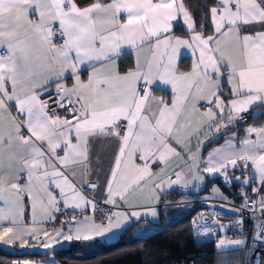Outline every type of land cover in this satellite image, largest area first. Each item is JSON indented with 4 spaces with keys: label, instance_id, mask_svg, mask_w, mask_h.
Listing matches in <instances>:
<instances>
[{
    "label": "snow or ice",
    "instance_id": "6c2138e0",
    "mask_svg": "<svg viewBox=\"0 0 264 264\" xmlns=\"http://www.w3.org/2000/svg\"><path fill=\"white\" fill-rule=\"evenodd\" d=\"M203 9L198 23L185 0H0V243L32 247L42 236L40 247L51 249L61 238L114 234L142 216L131 211L137 196L155 204L181 183V165L168 168L182 153L193 180L228 179L232 168L251 171L244 185L258 178L264 187V124L244 127V137L233 133L206 160L199 154V136L264 115V0H215ZM178 25L186 38L176 35ZM101 174V202L129 210L101 209L104 222L96 223L97 204L81 189H97L89 177ZM257 203L264 213V197L251 207ZM62 207L90 208L93 216L72 217L68 234H52L44 224ZM256 227L253 239L264 242V221ZM226 244L246 241L221 239L218 247Z\"/></svg>",
    "mask_w": 264,
    "mask_h": 264
},
{
    "label": "crops",
    "instance_id": "0c3cea01",
    "mask_svg": "<svg viewBox=\"0 0 264 264\" xmlns=\"http://www.w3.org/2000/svg\"><path fill=\"white\" fill-rule=\"evenodd\" d=\"M185 4H186V0H185ZM177 28H181L183 31H185L183 26L178 25L175 29V32H176V35L186 38L187 32L186 31L179 32L177 31ZM208 34H210V32ZM131 63H132V56L131 54H129L128 58L123 60L122 65L123 64L131 65ZM189 63H190V56H185L182 61V66H187ZM85 75L86 73H82V76H85ZM68 83L71 84V81H68ZM224 91L225 92L228 91L227 85L224 86ZM154 94L157 96H164L166 98L170 93L164 89H154ZM256 111L259 112L260 109H256ZM261 124H264V115H260L259 118L257 119L250 118L245 124H241L238 122L235 126L229 125V128L227 130H222L220 133L213 134L211 131H208L204 135L199 136V140L204 141L202 147L200 148V152H199L201 159L206 160L208 153L212 152L213 149L215 148L221 147L225 143V138L232 136L233 133H235L237 137H244L246 135V133L243 130L244 127L259 126ZM252 138L255 139V134H253ZM196 144H197V140L196 138H193L190 144V150L192 152L197 151ZM112 148L113 146H108L103 149L102 159L106 158L111 153ZM181 156H182V159L178 158V159L173 160L172 164L168 168V171L170 172L172 168L176 167V165H181L184 172L186 173L181 183L178 185H173L172 188L165 189L160 194V201L155 204H149L147 201L137 196L133 202L140 206L136 208H132L131 211H140L142 213V216L138 220L136 219L132 220L129 224L125 225V227H123L122 229L116 230L114 234H108L104 237H97L93 240H75V239L64 240L61 238L60 242L57 244H54L53 248L51 249H45V248L40 247V243L43 242L42 236L40 238V241L36 242L34 246L32 247L20 248L19 245L9 246V245H4L3 243H0V246L8 248V249H13L16 251L44 252L45 253V252H49L57 248L69 247L76 242H84V243L111 242V241H114L120 238L124 234V232L128 229L131 230L132 235L144 236V235L151 233L152 231L156 230L159 227L158 225H156V223H159L160 221L169 223V222L175 221L176 219L190 212L193 209L195 202L197 200L215 199V198L204 197V192H212L215 186L219 187L222 193V195L218 196V198H221V200H226L228 198L227 191L223 188L222 184L216 181L217 178L224 177L223 173H217V174L200 173L201 175L204 176V179L202 181L193 180L192 174L188 172V167L192 164V161L184 153H182ZM104 167L106 168L107 164H105ZM201 167H203V165H201ZM177 170L179 171L180 169H177ZM228 173H229V169H227V174ZM89 179L97 181L98 188L95 189L94 193L91 196H87L82 192L83 195L86 196L90 200H94L96 203L106 199V192H104V179H105L104 175L103 174L99 176L93 175L89 177ZM173 179H175V177H173ZM185 182H187V186H184ZM169 194H172L178 197L177 198H172V197L166 198V195H169ZM152 207H154L157 211V216L155 217H153L149 212V209ZM68 210L76 212V213L92 211L90 208H86V209L68 208ZM128 210L129 209L124 208L123 206L116 209V211H128ZM57 215L58 213H55L56 217ZM86 216H93V215H83L77 218L76 220L83 221L84 217ZM23 219L25 223L27 224L31 223L30 215L27 209L25 210ZM95 222L102 223L96 217H95ZM45 224H44V227H45ZM48 230L50 231V233L54 234L55 230H59V229H48ZM63 231L65 234L69 233V231H66V230H63ZM193 233H194V229H193ZM195 239L197 242H207L206 240H203L197 236H195ZM237 239H241V238H237ZM232 240H235V239H232ZM219 241L215 249H216L217 255H219L220 257V263L222 259H227L229 264H242V253H241L242 246L226 244L224 245L223 249H221L220 247H218ZM29 243L32 244L33 242L30 240ZM96 247H98V245ZM221 253H223V256L221 255ZM23 260L25 259H21V260L17 259V260H14L11 264H14V262L16 261H23ZM41 260L45 261L47 259H37L36 260L32 258V261H36L34 262V264H45V263H40ZM184 264H188V263H184Z\"/></svg>",
    "mask_w": 264,
    "mask_h": 264
},
{
    "label": "trees",
    "instance_id": "16d2710c",
    "mask_svg": "<svg viewBox=\"0 0 264 264\" xmlns=\"http://www.w3.org/2000/svg\"><path fill=\"white\" fill-rule=\"evenodd\" d=\"M213 5L215 0H186L192 15L199 23L203 5ZM179 32H185L177 28ZM210 32V29H209ZM125 64L122 65V68ZM223 188L227 187L223 178H217ZM177 198L172 194L166 198ZM198 210L193 209L175 221L156 223L159 227L144 236L132 235L131 230L111 242H94L98 248L93 253L83 256L80 244L61 247L49 252H23L0 246V264H11L22 258L49 259L54 257L61 264H170L172 260L193 264H221L213 242H197L192 228V217ZM86 244V243H84Z\"/></svg>",
    "mask_w": 264,
    "mask_h": 264
},
{
    "label": "built area",
    "instance_id": "2783aa9c",
    "mask_svg": "<svg viewBox=\"0 0 264 264\" xmlns=\"http://www.w3.org/2000/svg\"><path fill=\"white\" fill-rule=\"evenodd\" d=\"M250 118V116H246V122ZM227 175L228 179H225V176L223 177L228 194V198L226 200L202 199L195 202V205L198 206V210L192 217L194 234L195 236L206 240L207 242H213L215 247H217V243L220 239H244L246 244L241 248L242 264H264V242L253 239L255 233L258 231L256 225L264 221V213H262L258 203L254 209L251 207L253 201L258 202L264 196V187L260 185L258 179L249 185H244L242 183L245 175H251L250 170L247 173H242L229 168V173ZM233 175L240 177V179H231ZM254 187L260 188V192H253L252 188ZM81 191L85 195L91 196L95 190L84 187L81 189ZM242 191L246 193L248 197L249 207L247 208L243 207L245 200L241 194ZM96 204L97 209L95 212V217L101 222H104L105 219L100 214L101 209H103L105 213L116 211L117 209V207L104 204L101 201L97 202ZM232 209H242V211L237 212L232 211ZM83 215H93V212L90 211L76 213L62 207L61 212L58 213L55 220L47 222L45 224V228H62L63 230L70 231V228H74L75 226V221H72L71 224L68 223L71 221V218L76 217L77 219ZM204 215L208 216L207 221L203 219ZM240 220H242V223L237 224L236 222ZM194 221L196 223H194ZM217 221L219 223H215ZM205 229H210V231L205 232ZM249 248L253 249L254 251L248 252L247 255H245V251ZM170 264L184 263L178 260H172ZM188 264H193V262Z\"/></svg>",
    "mask_w": 264,
    "mask_h": 264
},
{
    "label": "rangeland",
    "instance_id": "374dc122",
    "mask_svg": "<svg viewBox=\"0 0 264 264\" xmlns=\"http://www.w3.org/2000/svg\"><path fill=\"white\" fill-rule=\"evenodd\" d=\"M221 195H222L221 190L219 189V187H216V186L213 188L212 192H204V197H206V198L221 199V198H218V196H221ZM192 228H193V226H192ZM96 246H97V244H95V243H86V244L83 243V244H80V248L83 251L82 255L83 256H87V255L93 253L98 248ZM22 259L32 261V258H22ZM33 262H36V261H33ZM40 263L61 264V262L59 260H57L56 258H54V257H51V258H49V259H47L45 261L41 260Z\"/></svg>",
    "mask_w": 264,
    "mask_h": 264
},
{
    "label": "water",
    "instance_id": "95a60500",
    "mask_svg": "<svg viewBox=\"0 0 264 264\" xmlns=\"http://www.w3.org/2000/svg\"><path fill=\"white\" fill-rule=\"evenodd\" d=\"M203 219H204L205 221H207V220H208V216H207V215H204Z\"/></svg>",
    "mask_w": 264,
    "mask_h": 264
}]
</instances>
